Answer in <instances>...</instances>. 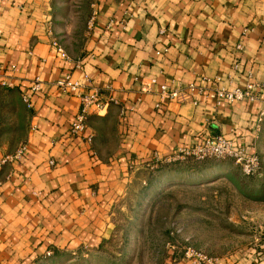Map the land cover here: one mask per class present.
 Returning <instances> with one entry per match:
<instances>
[{
  "label": "crops",
  "instance_id": "0c3cea01",
  "mask_svg": "<svg viewBox=\"0 0 264 264\" xmlns=\"http://www.w3.org/2000/svg\"><path fill=\"white\" fill-rule=\"evenodd\" d=\"M85 76V92L117 103L74 135L78 100L57 82ZM249 81L264 82V0H0V264L92 253L111 232L115 203L147 168L170 166L192 186H214L230 173L223 162L168 161L205 138L257 155L256 178L264 179L260 102L217 108L195 93L157 107L161 85L233 89ZM20 116L21 139L13 132ZM154 158L162 162L152 166ZM258 234L216 264H264Z\"/></svg>",
  "mask_w": 264,
  "mask_h": 264
},
{
  "label": "rangeland",
  "instance_id": "374dc122",
  "mask_svg": "<svg viewBox=\"0 0 264 264\" xmlns=\"http://www.w3.org/2000/svg\"><path fill=\"white\" fill-rule=\"evenodd\" d=\"M22 123L20 116L14 138H22ZM216 161L230 173L208 188L192 186L170 166L147 168L115 203L111 232L98 249L39 264H170L187 247L216 258L244 247L264 231V179L243 176L229 159Z\"/></svg>",
  "mask_w": 264,
  "mask_h": 264
},
{
  "label": "built area",
  "instance_id": "2783aa9c",
  "mask_svg": "<svg viewBox=\"0 0 264 264\" xmlns=\"http://www.w3.org/2000/svg\"><path fill=\"white\" fill-rule=\"evenodd\" d=\"M165 30H161L160 34H164ZM53 47L56 48L57 53L64 59L68 60L67 55L64 53L63 49L58 45L56 41L52 42ZM238 50L241 49L240 45H237ZM166 50H163L165 52ZM161 53V52H160ZM158 53V54H160ZM79 63L75 64V68H79ZM83 83L77 81H71L69 77H65L63 80L57 82V87L68 94H73L76 96L79 104V110L71 123L70 132L74 135L83 134L86 129L87 119L91 115H99L105 113L110 104L117 102L112 96L104 95L101 91L97 89H92L90 92H85L87 86L86 83L89 79L85 76L83 78ZM206 82H211L210 79H206ZM6 87H10V84H3ZM39 81L36 80L34 85L31 87L32 92L39 91ZM160 102L165 101H179L182 96H192L195 93L201 95L205 94V97L212 102V104L219 108L224 104L232 105L238 102H248L254 103L256 101L260 102L262 105V110L264 112V82H247L241 88L226 89L221 86H214L209 89L198 88L193 84L187 87H177L172 88L167 85H161L159 87ZM106 91H111L106 88ZM22 101L27 108H30V101L28 95L22 96ZM88 142L92 141V136L88 135L86 137ZM24 147L20 149L11 158H18ZM208 159L224 160L229 159L239 168L241 174L245 177H257L261 174V163L260 159L255 154H249L245 149L240 147H235L233 143L222 136H217L214 138H205L200 143L192 147H180L176 150L175 154L168 159L169 162L172 161H195L202 162ZM162 161L158 158H154L152 166ZM151 166V165H150ZM255 243L260 247L264 248V233H259L255 237ZM50 253L47 254L49 256ZM183 258L192 262V264H216L217 258L207 255L201 251L194 248L187 247L183 252Z\"/></svg>",
  "mask_w": 264,
  "mask_h": 264
},
{
  "label": "trees",
  "instance_id": "16d2710c",
  "mask_svg": "<svg viewBox=\"0 0 264 264\" xmlns=\"http://www.w3.org/2000/svg\"><path fill=\"white\" fill-rule=\"evenodd\" d=\"M190 161V160H189ZM53 255H57V253H54Z\"/></svg>",
  "mask_w": 264,
  "mask_h": 264
}]
</instances>
